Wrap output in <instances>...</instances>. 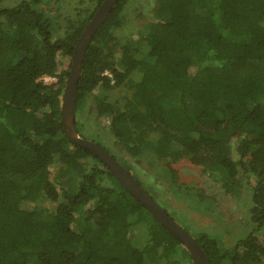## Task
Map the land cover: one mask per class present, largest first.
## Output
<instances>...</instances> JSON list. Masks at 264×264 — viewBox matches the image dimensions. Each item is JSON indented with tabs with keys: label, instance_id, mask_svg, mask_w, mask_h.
I'll return each mask as SVG.
<instances>
[{
	"label": "trees",
	"instance_id": "16d2710c",
	"mask_svg": "<svg viewBox=\"0 0 264 264\" xmlns=\"http://www.w3.org/2000/svg\"><path fill=\"white\" fill-rule=\"evenodd\" d=\"M103 1L68 14L63 0H0V264H194L64 132L72 64L61 70L58 57L73 61ZM87 109L108 121L111 146L79 120ZM75 124L183 222L209 264H264V0H120L86 52ZM182 160L221 191L181 181L172 165ZM241 196L247 220L233 245L192 221L222 222L221 199Z\"/></svg>",
	"mask_w": 264,
	"mask_h": 264
},
{
	"label": "water",
	"instance_id": "95a60500",
	"mask_svg": "<svg viewBox=\"0 0 264 264\" xmlns=\"http://www.w3.org/2000/svg\"><path fill=\"white\" fill-rule=\"evenodd\" d=\"M119 1L120 0H104L77 42L73 55L72 68L61 107L64 132L69 141L90 151L95 157L102 161L129 192L155 216L167 231L183 243L184 247L191 254L194 264H209L205 252L201 249L196 239L173 220L159 203L140 186L133 176L117 160L99 145L82 138L76 129V96L86 52L93 37L108 19Z\"/></svg>",
	"mask_w": 264,
	"mask_h": 264
},
{
	"label": "rangeland",
	"instance_id": "374dc122",
	"mask_svg": "<svg viewBox=\"0 0 264 264\" xmlns=\"http://www.w3.org/2000/svg\"><path fill=\"white\" fill-rule=\"evenodd\" d=\"M60 1V0H55ZM82 1L88 0H63V8L66 13H73L75 7ZM139 15V14H138ZM136 18L137 22L142 21V16L139 15ZM145 16V15H144ZM60 63V69H68L70 64H72V59L70 57H66L63 55H59L58 57ZM46 79V80H45ZM44 81L47 84H52L57 82L56 78H44ZM79 120L83 121L87 125V129H93V132L97 133L98 130L99 140L105 143L107 146H111L112 137L110 135V127L107 120L97 119L96 112L94 110L87 109L82 115H80ZM143 169L147 170L146 165L142 166ZM174 169L178 172L179 178L181 181L190 183H198L200 186L208 193H219L220 190L218 186L213 182L212 179L209 178L204 172L201 166H197L188 160H182L174 165H172ZM53 170V169H52ZM54 171V170H53ZM150 173V172H149ZM163 190V194L169 196L168 198L171 203H175L176 205L182 204L178 202L167 189L163 186L159 187ZM221 191V190H220ZM222 203L220 204V209L226 213V217L222 222H219L215 217L203 216L200 214L194 213L192 216V221L195 225H198L202 228L207 227H217L225 231V239L227 242V246H231L235 243V240L243 233L245 230V221L247 220V211L248 206L246 204L245 196H241L238 199L233 198H222ZM181 225L185 226L183 222L179 219L178 221ZM141 238V237H140Z\"/></svg>",
	"mask_w": 264,
	"mask_h": 264
},
{
	"label": "clouds",
	"instance_id": "9594fccd",
	"mask_svg": "<svg viewBox=\"0 0 264 264\" xmlns=\"http://www.w3.org/2000/svg\"><path fill=\"white\" fill-rule=\"evenodd\" d=\"M45 78H50V77H45ZM44 79V78H43Z\"/></svg>",
	"mask_w": 264,
	"mask_h": 264
},
{
	"label": "built area",
	"instance_id": "2783aa9c",
	"mask_svg": "<svg viewBox=\"0 0 264 264\" xmlns=\"http://www.w3.org/2000/svg\"><path fill=\"white\" fill-rule=\"evenodd\" d=\"M46 80V79H45Z\"/></svg>",
	"mask_w": 264,
	"mask_h": 264
}]
</instances>
